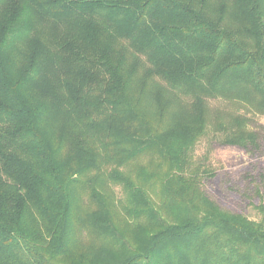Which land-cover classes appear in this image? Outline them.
I'll return each instance as SVG.
<instances>
[{
  "label": "trees",
  "instance_id": "obj_1",
  "mask_svg": "<svg viewBox=\"0 0 264 264\" xmlns=\"http://www.w3.org/2000/svg\"><path fill=\"white\" fill-rule=\"evenodd\" d=\"M212 101L264 114V0H0V264H264L195 155L260 134Z\"/></svg>",
  "mask_w": 264,
  "mask_h": 264
},
{
  "label": "rangeland",
  "instance_id": "obj_2",
  "mask_svg": "<svg viewBox=\"0 0 264 264\" xmlns=\"http://www.w3.org/2000/svg\"><path fill=\"white\" fill-rule=\"evenodd\" d=\"M211 105L247 116L248 126L260 134L263 149L248 152L237 146L212 143L208 136L201 138L196 144L195 155L216 172L214 178L205 182L204 188L221 207L258 220L261 213L257 205L264 203V114L224 101H212ZM114 189L123 197L120 186Z\"/></svg>",
  "mask_w": 264,
  "mask_h": 264
}]
</instances>
